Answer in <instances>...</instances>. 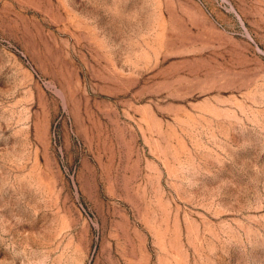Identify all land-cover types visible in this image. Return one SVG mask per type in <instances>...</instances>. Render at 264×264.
<instances>
[{
    "label": "rangeland",
    "instance_id": "rangeland-1",
    "mask_svg": "<svg viewBox=\"0 0 264 264\" xmlns=\"http://www.w3.org/2000/svg\"><path fill=\"white\" fill-rule=\"evenodd\" d=\"M262 152L264 0H0V264H264Z\"/></svg>",
    "mask_w": 264,
    "mask_h": 264
},
{
    "label": "clouds",
    "instance_id": "clouds-1",
    "mask_svg": "<svg viewBox=\"0 0 264 264\" xmlns=\"http://www.w3.org/2000/svg\"><path fill=\"white\" fill-rule=\"evenodd\" d=\"M264 154V152H262ZM241 172H244V166L242 165L240 168ZM253 175L248 178V183L240 186L241 194L246 197L245 207L251 204L254 208L260 207L261 211L264 212V167L259 165L252 166ZM177 178L182 183L187 185L189 180H194L199 183L198 177H192L186 167H180L177 172ZM229 187H233L232 182L221 183L217 186L220 189V196L218 197V201L225 195L226 190ZM218 204L222 206L219 202ZM20 255L17 258H20ZM29 264H49V258L46 253H41L39 257L35 260L29 262Z\"/></svg>",
    "mask_w": 264,
    "mask_h": 264
}]
</instances>
